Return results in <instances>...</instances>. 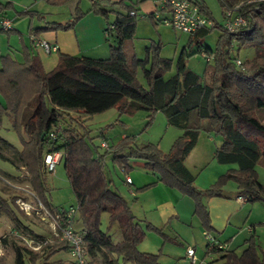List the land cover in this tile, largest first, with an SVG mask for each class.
<instances>
[{
	"label": "trees",
	"instance_id": "1",
	"mask_svg": "<svg viewBox=\"0 0 264 264\" xmlns=\"http://www.w3.org/2000/svg\"><path fill=\"white\" fill-rule=\"evenodd\" d=\"M54 1L55 5L75 1L71 19L65 24L31 28V36L48 30H70L85 15L76 5L77 0ZM191 1L213 23L212 28H201L190 34L186 44L190 48L195 45L197 54L203 52L214 56V66L206 63L202 75L187 68L184 53L175 63V71L171 72L172 60L159 55L160 42H151L144 49V57L137 58L133 45L137 19L129 15L133 7L122 3H108L120 11L95 4L89 11L105 22L109 51L105 59L62 54L58 55L56 66L44 72L36 58L25 55L23 63H17L8 56L0 57V98L3 102L0 103V128L3 117L10 115L11 127L21 146L17 153V170L26 174L37 198L52 210L54 207L47 199L49 188L42 172L43 156L46 152H64L63 169L78 207L77 218L84 232L83 245L93 263L159 264V254L138 250L146 231L157 234L164 241L175 242L162 228L137 221L132 216L128 203L111 188L112 182L105 176L104 158L107 155H111L113 162L125 173L131 158L142 160L143 167L157 175L156 183L176 190L194 203V214L199 217L205 232H210V226L202 199L219 196L228 183L235 185L239 195L248 197L247 203L264 204V185L258 182L255 172V166L264 160V150H260L264 146V123L255 116L256 112L264 110V0H216L222 20L227 19L229 12L232 17L245 20V25L232 33L213 20L201 0ZM6 7L0 4V13ZM110 15H113L111 22ZM21 16L32 17L33 14L24 12ZM147 19L153 28L157 26L152 15ZM215 29L221 33L215 50L201 47L206 36ZM10 32L6 31L7 34ZM234 49L237 53L253 49L255 54L240 68L235 65L238 58L229 55ZM138 71L145 80V87L137 80ZM111 108H116L120 115L142 110L149 113V120L155 113H162L167 125L181 130L182 134L167 154L151 144L124 152L128 144L122 142L117 147H109L97 159V147L93 146V150L86 142L88 133L83 123ZM66 118L75 127H62L57 139L49 141L46 138L48 132L60 128L59 124ZM201 130L214 132L222 140L213 154L215 162L237 166L236 170L219 176L204 192L194 187L195 175L184 165ZM0 144L15 150L1 137ZM0 159L6 161L2 155ZM14 200L15 197L10 202L13 206ZM0 208L7 216L15 218L2 199ZM104 214L107 215L106 231L100 228ZM113 227L120 235L118 241H114L109 232ZM206 247H209L207 242ZM43 250L45 255L41 264H66L62 260L50 262L57 253L68 252L65 243L55 240ZM219 252L222 256L216 264H264V251L257 246L254 237L245 241L239 253ZM14 255L13 264H25L26 259L29 264H40L36 263L37 253L26 248L15 246Z\"/></svg>",
	"mask_w": 264,
	"mask_h": 264
},
{
	"label": "rangeland",
	"instance_id": "2",
	"mask_svg": "<svg viewBox=\"0 0 264 264\" xmlns=\"http://www.w3.org/2000/svg\"><path fill=\"white\" fill-rule=\"evenodd\" d=\"M55 11L56 10L53 12ZM60 11L65 10L63 8V10L61 9ZM161 16L164 17L163 15ZM54 17H56V15H54ZM57 18L62 17L59 14ZM111 18H113V15H111ZM218 35L219 31L215 29L205 38V44H208V47L210 46L213 51L216 48V41L219 37ZM151 42L161 43L159 55L162 58L172 60L173 66L171 72H174L175 63L179 56L184 52L183 47L187 42L186 34L180 33L171 27L163 26L158 21L157 26L153 28L148 20L142 21L137 19L133 39L137 58L142 59L144 57V48ZM187 48L189 47H185V50H188ZM196 50V46L193 45L191 47V53H186L191 56L185 57L186 55L184 53L183 57L186 61L187 68L198 75H202L206 67V62L201 54L196 53ZM40 51L43 52L42 50ZM254 54L255 52L253 49L240 50L238 53L234 49L229 55L231 57H237L242 65L244 62L251 60L254 57ZM208 65L212 67L214 66V63ZM136 76L140 84L145 87V80L140 71H138ZM148 115L149 113L142 110L135 111L132 114L120 115L116 108H111L101 114L93 115L83 123L84 128L88 133L85 136V140L92 149L93 146L97 147L98 155L101 156L105 153L100 148L102 140H105L109 147H117L122 142H126L128 146L124 152H127L129 149H136L151 144L156 146L161 153L167 154L176 139L182 134V131L168 126L162 113H155L151 120L147 118ZM255 116L260 122L264 123V110L256 112ZM59 126L61 129L62 127L68 126L75 127V124L66 118V120L62 121ZM0 137L15 149L12 151L0 144V155L6 159V161L0 159V199L8 204L9 209L15 215V218L9 217L0 208V264H13L15 246L25 248L23 243L17 239V233L23 234L36 241H43L52 236V230L48 224L42 223L31 217H26L18 211L15 204L13 206L10 203L11 198L23 195V190H28L34 193L31 185L26 179V174H23V171L21 170H17V153L21 150V146L17 134L11 127L10 115L3 117L2 126L0 128ZM219 142L220 137L214 132L207 133L206 131L201 130L196 146L185 159L184 165L193 175H195L194 187L199 191L204 192L212 186L208 181L209 174L214 171V167H220V165L212 159L213 151ZM260 150H264V146H261ZM128 165L129 168L127 173H125L121 171L118 164L113 162L111 155H107L104 158V172L107 180L112 181L111 188L116 189L121 197L128 203L132 216H134L137 221H143L147 218L146 220H152L156 225H159V220L154 211V203H156V200L160 195L153 192L152 188H154V186L139 190L152 184L155 180L156 174L145 169L143 167V161L139 159L131 158ZM257 165L259 167V169H257L259 171V178L261 181H264V160H261ZM258 171H255L256 174ZM44 177L46 185L49 188L47 199L54 208H68L69 206L76 205V201L65 176L63 161L56 166L53 174H44ZM126 177H129L133 181V186L130 185L127 187L125 184ZM230 185L234 186L233 183L227 184V186ZM129 189L131 190V193H129ZM185 201L190 204L192 203L193 211L184 217V220L182 219L179 223L176 221L166 223V228L162 225L159 226H162V231L166 236L168 235L169 238L174 237L172 236L173 230L179 233H184L187 239H180L174 243L169 240L164 241L157 234L146 231L145 237L138 245V250L140 252L159 254V264H177V261L188 264V262L182 258L183 252H185L183 251V248L187 244H190V248H193V242H196L198 248L197 253L201 252L202 255V252L206 249L205 244L207 241L203 234H201L200 230H203V228L199 217L194 214V203L187 197L185 198ZM202 203L205 207L203 199ZM197 221H199L201 227L200 230H198ZM144 222L146 221L144 220ZM142 226L145 228V224L142 223ZM100 228L102 231L107 230V215L105 214L101 216ZM73 229L75 231L81 230V222L78 218L73 225ZM109 232L114 241L119 240L120 235L116 227L111 228ZM261 233L262 230L259 231L258 236L260 239L259 241L256 240V243L257 246L264 251V235ZM35 253H37L36 263L41 264L45 251L41 248ZM68 259L67 253L61 251L50 259V262L56 260L66 262ZM25 264H29L27 259L25 260ZM95 264H99V261Z\"/></svg>",
	"mask_w": 264,
	"mask_h": 264
},
{
	"label": "crops",
	"instance_id": "3",
	"mask_svg": "<svg viewBox=\"0 0 264 264\" xmlns=\"http://www.w3.org/2000/svg\"><path fill=\"white\" fill-rule=\"evenodd\" d=\"M209 12L213 20L219 24H222L221 11L218 7L216 0H201ZM52 2L46 0H0L2 6H7L4 12L0 13V26L2 21H8L10 28L6 33V30L0 32V57L8 56L17 63H23L25 55L31 58H36L40 62L44 72H49L50 69L56 66L58 55H68L72 57H88L93 59H105L108 57V44L104 35L105 22L104 20L96 15L90 13V9L93 4L97 7H104L106 9H113L114 11H120L119 8L110 7L109 4L122 3L126 6H132L141 18L142 21L148 20L147 16L152 15L154 21L157 22L155 16L157 15L158 20L169 16L166 10H161L154 0H77L79 10L85 15L79 20L75 26L67 31H54L48 30L43 31L34 37L29 34L31 28H42L45 24H65L71 19V10L75 6V1H69L62 5H55ZM65 11H60L61 9ZM56 10L55 12H53ZM29 12L33 14L32 17L21 16L20 14ZM62 18H57L58 15ZM56 15V17H54ZM163 15L164 17H162ZM61 19V20H58ZM113 18L109 16V22ZM220 32L219 35L220 36ZM187 36V41L189 35ZM31 37L36 40H43L51 45H57L58 51L51 54H45L41 52L40 48L35 45ZM206 39L202 42L201 47L210 48L208 44H205ZM187 42L184 44L183 53H191V48L185 50ZM149 45V44H148ZM146 45L145 48L148 46ZM144 48V49H145ZM0 103H3L0 98ZM222 143L220 142L215 147H219ZM214 149V151H215ZM213 151V154H214ZM214 160V158L212 157ZM215 161V160H214ZM218 164V163H217ZM220 167H214V171L209 174V183H213L217 178L230 170H236L237 166L234 164L222 165ZM259 169L258 165L255 166V171ZM257 180L261 185H264V181L259 178V171L257 173ZM158 181L157 175L153 183ZM112 182V181H111ZM126 184V183H125ZM127 187L133 186L126 184ZM116 190V189H115ZM155 194L160 195L154 203V211L159 220V225L164 226L166 223H172L173 221L181 222L190 212L193 211V205L185 201V198L177 193L174 189L168 188L161 183H156L152 188ZM117 191V190H116ZM131 192V190L129 189ZM129 192V193H130ZM239 196V192L234 186H224L221 189L219 196H205L203 202L209 216L210 233L213 235L215 240L224 247L223 251L231 252L234 251L239 253L243 247L245 241L254 237L255 240L259 241V231L262 230L264 235V204L262 203H238L236 198ZM135 197V196H134ZM250 204V205H248ZM147 219V218H146ZM153 227L161 228L156 225L152 220H146ZM143 220V221H144ZM141 221V220H138ZM142 225V224H141ZM198 230L201 229L199 221H197ZM164 228V229H165ZM201 234L205 233L202 229ZM172 236L175 237V241L187 239L184 233L173 231ZM168 236V235H167ZM174 237H170L174 240ZM175 243V242H174ZM193 250L195 257L197 258L196 264H216L222 256L219 251H208L205 244V251L197 253L196 242H193ZM183 247V246H182ZM191 245L187 244L186 248H190ZM145 253V252H143ZM68 255V254H67ZM185 261L190 262L185 257ZM179 264L180 262L177 261ZM186 264V263H180Z\"/></svg>",
	"mask_w": 264,
	"mask_h": 264
},
{
	"label": "built area",
	"instance_id": "4",
	"mask_svg": "<svg viewBox=\"0 0 264 264\" xmlns=\"http://www.w3.org/2000/svg\"><path fill=\"white\" fill-rule=\"evenodd\" d=\"M157 5L161 10H166L169 16L163 19H159L157 15L155 18L157 21L166 27H171L174 30L190 35L197 31L198 29L212 28L213 23L211 20L204 15L199 7L191 0H155ZM130 16L134 18H141L135 11L129 13ZM223 27L232 33L237 28L245 25V20L242 17H232L230 12L227 14V19L222 20ZM10 28V23L8 21H2L0 29L8 30ZM109 28H112L111 26ZM106 37L107 33L104 32ZM35 45L39 47L45 54H51L58 51L57 45H51L43 40H36L31 37ZM206 63H214V56H208L205 53H201ZM235 65L241 67V62L237 59L235 60ZM60 133V128H53L48 132L46 138L49 141L57 139ZM100 148L105 152L108 151L109 145L105 140L100 143ZM64 152L54 151L46 152L43 156V166L42 172L44 174L51 175L54 173L55 168L63 161ZM96 158L99 155L96 154ZM124 172L123 168H120ZM22 179V177H21ZM126 184H131V179L129 177L125 178ZM22 191V190H21ZM131 193V192H130ZM248 197L245 195H239L236 201L240 204L247 203ZM14 204L18 211L21 212L26 217L34 218L42 223H46L50 226L52 230V236L43 241H36L30 237H26L23 234L17 233V239H19L26 249L37 252L41 248L49 245L54 240L63 242L68 245V261L66 264H95L87 256L86 249L83 245L84 232L82 230L75 231L73 225L78 217V207L69 206L68 208L55 207L52 210L48 209L35 195V193L23 190V195H18L15 197ZM209 247L208 251L214 249L215 251H223L224 247L220 245L211 233H203ZM185 257L190 262V264H196L197 258L195 257V252L192 248H186Z\"/></svg>",
	"mask_w": 264,
	"mask_h": 264
},
{
	"label": "water",
	"instance_id": "5",
	"mask_svg": "<svg viewBox=\"0 0 264 264\" xmlns=\"http://www.w3.org/2000/svg\"><path fill=\"white\" fill-rule=\"evenodd\" d=\"M44 134L41 135V138H43Z\"/></svg>",
	"mask_w": 264,
	"mask_h": 264
}]
</instances>
